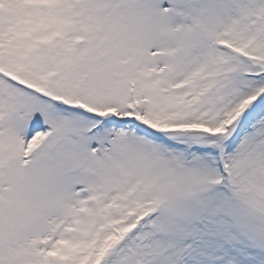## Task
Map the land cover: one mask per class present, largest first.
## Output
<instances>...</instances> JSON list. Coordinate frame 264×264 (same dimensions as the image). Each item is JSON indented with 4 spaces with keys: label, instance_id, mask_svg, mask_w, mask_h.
<instances>
[{
    "label": "snow or ice",
    "instance_id": "6c2138e0",
    "mask_svg": "<svg viewBox=\"0 0 264 264\" xmlns=\"http://www.w3.org/2000/svg\"><path fill=\"white\" fill-rule=\"evenodd\" d=\"M0 264H264V0H0Z\"/></svg>",
    "mask_w": 264,
    "mask_h": 264
}]
</instances>
